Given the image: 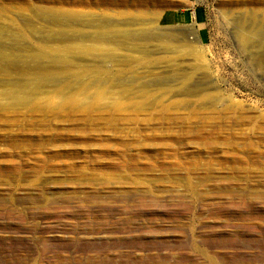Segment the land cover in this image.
<instances>
[{"label": "rangeland", "instance_id": "rangeland-1", "mask_svg": "<svg viewBox=\"0 0 264 264\" xmlns=\"http://www.w3.org/2000/svg\"><path fill=\"white\" fill-rule=\"evenodd\" d=\"M0 264H264V0H0Z\"/></svg>", "mask_w": 264, "mask_h": 264}, {"label": "bare ground", "instance_id": "bare-ground-1", "mask_svg": "<svg viewBox=\"0 0 264 264\" xmlns=\"http://www.w3.org/2000/svg\"><path fill=\"white\" fill-rule=\"evenodd\" d=\"M119 28V27H118ZM133 33V32H132ZM142 35V34H141ZM168 35V34H167ZM172 35V34H171ZM163 36V35H162ZM162 36H160V37H162ZM156 37H157V35H156ZM167 37V36H166ZM166 37H165V39H166ZM168 37H170V36H168ZM144 39H146V40H148L149 38H145L144 37ZM168 39V38H167ZM158 42H160L159 40H158ZM169 42V41H168ZM172 43V42H171ZM168 44V43H167ZM179 44H181V43H179ZM183 44V43H182ZM181 44V45H182ZM185 44V43H184ZM105 45H107V44H103V45H98V46H94V48H97V50H103V47H105ZM135 45V44H134ZM176 46V45H175ZM183 46V45H182ZM192 48L193 46L192 45H190V43L189 44H185L184 45V49H189V48ZM66 48V47H65ZM106 48V47H105ZM178 48V47H177ZM177 48H175V50L179 53V49L177 50ZM183 48H181V49H183ZM191 48H190V50H191ZM58 49V48H57ZM87 49V48H86ZM197 49V48H196ZM63 50V49H62ZM65 51V50H64ZM105 51H107V48H106V50ZM184 51V50H183ZM188 51V50H187ZM186 51V52H187ZM197 51H198V49H197ZM186 52H184V55L186 54ZM193 52V51H192ZM199 52V51H198ZM198 52H196V53H198ZM63 54V53H62ZM182 54V53H181ZM192 55L191 53H188L187 55ZM199 54V53H198ZM189 55V56H190ZM195 56H196V54H195ZM191 57H193V56H191ZM199 59V58H198ZM204 251V250H203ZM204 253H206L205 251H204ZM206 255V254H205ZM210 257H212V256H210ZM213 258V257H212ZM210 260H211V258H209ZM213 260V259H212ZM214 261V260H213Z\"/></svg>", "mask_w": 264, "mask_h": 264}]
</instances>
